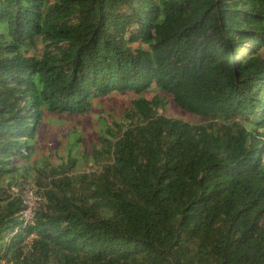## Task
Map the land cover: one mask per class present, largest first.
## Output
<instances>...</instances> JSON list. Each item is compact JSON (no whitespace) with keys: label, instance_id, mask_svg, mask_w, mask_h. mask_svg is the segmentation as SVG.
<instances>
[{"label":"trees","instance_id":"1","mask_svg":"<svg viewBox=\"0 0 264 264\" xmlns=\"http://www.w3.org/2000/svg\"><path fill=\"white\" fill-rule=\"evenodd\" d=\"M124 96L91 172H28L47 119ZM0 264H264V0H0Z\"/></svg>","mask_w":264,"mask_h":264},{"label":"rangeland","instance_id":"2","mask_svg":"<svg viewBox=\"0 0 264 264\" xmlns=\"http://www.w3.org/2000/svg\"><path fill=\"white\" fill-rule=\"evenodd\" d=\"M149 96L148 98H150ZM162 99V107L159 108V114L169 118L179 119L191 124H200L202 121L198 117L191 116L180 111L169 97L159 96ZM132 100L130 96L110 97L101 101L97 105L94 115L86 117H53L46 120L39 131L40 148L27 165L28 172L30 168L38 166L44 159L53 165H59L64 162L66 153L71 154L75 160V168L78 173H89V164L84 161V157L90 156V148L96 142V137L102 129V123L97 119L98 110L102 109V117L107 124L113 120L120 121L122 115L129 108ZM100 114V113H99ZM77 146H73L75 144ZM31 172V171H30ZM30 179H26L29 182ZM25 182V183H26ZM24 188L34 187L33 185H23Z\"/></svg>","mask_w":264,"mask_h":264},{"label":"built area","instance_id":"3","mask_svg":"<svg viewBox=\"0 0 264 264\" xmlns=\"http://www.w3.org/2000/svg\"><path fill=\"white\" fill-rule=\"evenodd\" d=\"M20 197L23 207L20 212V220L24 226H33L35 212L41 204L42 199L38 196L37 189L34 187L24 188Z\"/></svg>","mask_w":264,"mask_h":264}]
</instances>
